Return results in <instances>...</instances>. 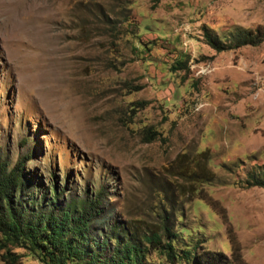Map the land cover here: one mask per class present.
Here are the masks:
<instances>
[{
  "label": "rangeland",
  "instance_id": "1",
  "mask_svg": "<svg viewBox=\"0 0 264 264\" xmlns=\"http://www.w3.org/2000/svg\"><path fill=\"white\" fill-rule=\"evenodd\" d=\"M237 29H259L258 45L216 52L203 37ZM0 150L44 188L101 187L138 221L153 219L167 169L203 162L215 178L196 196L180 176L169 186L175 264L183 248L231 258L232 236L245 264H264V187L244 185L264 174V0H0Z\"/></svg>",
  "mask_w": 264,
  "mask_h": 264
},
{
  "label": "trees",
  "instance_id": "2",
  "mask_svg": "<svg viewBox=\"0 0 264 264\" xmlns=\"http://www.w3.org/2000/svg\"><path fill=\"white\" fill-rule=\"evenodd\" d=\"M261 32L237 29L230 39L223 42L219 37L204 30L206 43L216 52L256 46ZM178 60L176 66L181 68ZM145 142L157 138L156 132L146 129ZM29 160V159H27ZM194 168H184L174 175L167 169L168 181L156 189L157 202L150 209L149 221L122 220L111 209L109 192L98 188L93 194L84 189L82 199L65 193L56 182L47 188L41 180L25 169V162L11 164L0 150V261L2 264H25L22 255L14 249H22L41 264H148L147 256L160 253L169 264H175L176 244L183 230L177 231L180 218L174 188V177L185 181L188 193L197 183H209L215 176L206 164L199 161ZM179 174V175H178ZM52 180L54 175L51 176ZM51 180V179H50ZM37 182V183H36ZM244 185L247 188L264 187V174L250 173ZM190 190V191H189ZM181 193V191H179ZM69 195V200H61ZM201 199L208 200L206 195ZM231 258L219 252L194 249L190 256L188 248L180 250L184 264H245L240 246L234 236L230 237ZM180 257V260H182Z\"/></svg>",
  "mask_w": 264,
  "mask_h": 264
}]
</instances>
